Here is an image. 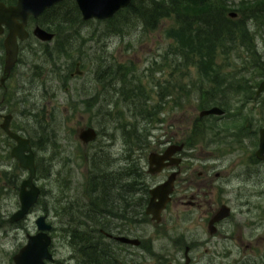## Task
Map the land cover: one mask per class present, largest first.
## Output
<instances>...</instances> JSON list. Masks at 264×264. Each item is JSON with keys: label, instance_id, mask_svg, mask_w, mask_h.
<instances>
[{"label": "rangeland", "instance_id": "obj_1", "mask_svg": "<svg viewBox=\"0 0 264 264\" xmlns=\"http://www.w3.org/2000/svg\"><path fill=\"white\" fill-rule=\"evenodd\" d=\"M223 1L230 12L237 14L234 19L237 44L217 51L214 62L219 71L217 82L221 83L225 77L240 82L229 92L220 89L224 97L212 93L214 87L206 82L199 84L203 75L198 66L186 65L185 58L176 54L180 45L166 36L168 29L175 26L172 18L159 20L155 29H145L136 22L124 25L83 21L79 13L73 27L78 32L68 43L64 35H55L49 43L40 42L31 32L35 26H41L29 20L27 30L31 35L19 43V64L6 82V89L0 87V123L2 115L12 114L14 129L23 130L21 133L31 140L37 161L35 183L42 193L24 221L8 223L19 208V186L27 172L9 156L12 145L6 146L0 131V264H13L12 256L26 243L27 235L36 233L34 222L44 214L53 226L50 251L54 260L50 264L75 263V249L65 239L62 229L81 220L77 214L84 203L91 159H108L121 169L128 165L131 155L136 158L141 154L134 141V131L123 126L136 127L139 144L147 147L140 163L146 171L149 153L163 151L167 140L181 143L194 139L193 124L199 107H212L215 101L227 104L234 118L226 114L220 121L212 122L216 133L222 130L229 136L248 124L250 137L251 123L261 125L262 95L257 99L251 97L264 81V4L256 7L258 0ZM3 40L4 35L0 36V64L4 58ZM73 63L80 64L82 76L74 73ZM202 71L208 72L209 68ZM244 88L247 92L235 93ZM123 89L133 92L122 96ZM85 127H92L98 133L96 140L88 145L81 144L77 137L78 131ZM254 142L245 139L243 145L251 146ZM237 146L215 154L208 150L204 152L207 155L188 160L190 174L193 177L199 171L210 172L215 168L221 174L216 180L218 184L242 173L238 164L242 148ZM189 147L193 148L192 143ZM186 152L193 157L192 150ZM214 171L210 173L212 177ZM162 179V175L147 177L150 185ZM230 184L225 186L227 192L237 190L236 183ZM230 197L234 196L216 195L214 206L226 204ZM72 204L75 218L60 214L62 206ZM235 213L240 214L238 210ZM199 214L197 210H189L187 214L182 205H173L162 213L160 224L138 226L136 235L142 245L136 253H152V257L137 259L138 264H180L189 234L205 227L206 221L198 220ZM184 233L187 234L183 241ZM215 248L217 257L232 251V258H236L242 252L240 244L219 240ZM122 254V263H130L128 253Z\"/></svg>", "mask_w": 264, "mask_h": 264}, {"label": "flooded vegetation", "instance_id": "obj_2", "mask_svg": "<svg viewBox=\"0 0 264 264\" xmlns=\"http://www.w3.org/2000/svg\"><path fill=\"white\" fill-rule=\"evenodd\" d=\"M27 27H28V23H27ZM28 33H29V37L25 41H27L30 38L31 34L29 31ZM3 35L5 38L6 30ZM19 51H20V47H19ZM3 55L5 57L4 47H3ZM18 64H19V55L17 62L14 68H12V70L10 71V75L8 76V78L4 81L3 84L0 83V87L3 88L4 90L6 89L5 88L6 82H8L12 72L17 68ZM77 64L80 71V64L76 63L74 66V73ZM3 68H4V58H3V62L0 64V73H1L0 80L3 75ZM78 76H82V75H78ZM234 82L235 81H230L231 85L228 86L227 92L231 90V87L236 85L233 84ZM239 93L241 92H236V94ZM4 94H6V92H4ZM253 94L254 95L251 97L252 99L260 98V96L262 95L261 102H262V106L264 107V92L257 94V90H256V92ZM224 105H225L224 107L227 106V104ZM212 107L220 108L224 112V114L221 116L211 115V116H202V117L199 115L201 111ZM212 107L198 108L199 113L197 118L195 119V123L193 124V132H194L193 134L194 139L192 140L193 148L189 147L191 144L189 141L175 143L173 141L167 140L166 142L167 145L163 151L154 152L156 154H162L170 146H181V149L171 156V160H166V162L163 163L164 165L165 164L167 165L162 169V171L154 174V175H162L163 179L161 181L152 185L148 183L147 178L145 177L154 176L148 173V160H147V170L144 173L145 177L142 176L141 180H135V177L133 176H126L125 173H122L120 171V168L119 169L115 168L114 163L110 162L108 159L106 160V164H108L109 168H113L112 172L90 171L88 173V177H87L88 180L86 183V192L84 197L85 199L82 205L84 218H82L83 220L81 221V223L84 226L85 234L88 232V235H92L93 239L97 241L99 240L102 243L104 242L106 244H109V246L112 248L113 254L116 257L118 264H123L122 260L124 259V257L122 253L125 252H127L129 255L128 257L130 263L127 262L124 264H138L137 259L152 257V253L148 251L147 252L145 251L144 253H136V250L139 249L142 245V240L138 238L136 235L137 227L144 226L150 222H153L156 225L160 224L161 222H163L161 216L162 213H166L167 211H169V209L173 205H179V204L185 208L187 214L189 213V210H197L198 212L201 213V215L200 214L197 215L198 220L206 221L205 227H199L197 230L189 234L190 236L187 241L185 240V242L188 245H184L183 259L180 264H218V263L219 264H264V152L262 153L261 156H258L257 154L260 146V131L264 128V117H263L264 113H261V118L259 119V123L261 124L260 126L251 123L250 137L248 134V127H249L248 124L247 126L243 124L241 126L240 132H234L231 133L229 136H227L224 133H222V130L216 133V130L212 125V122L217 120L220 121L219 118H223V116H225L226 114H228L229 116L230 112H227L226 109L221 108L220 106L217 105H212ZM6 115H9L11 118L9 129L12 132L20 135L21 137L27 138L21 133L23 132V130L17 128H16L17 130L14 129L15 128L14 117L10 113L1 116L2 122L0 123V125L3 123V118ZM85 128H89V127H85ZM0 131L2 135L5 137L6 146L9 147L10 145H12L11 147L12 150V148L15 147L16 145L15 142L11 140L1 130V128ZM207 133H210V136H208ZM97 136L98 133L96 132V138ZM248 137L254 140L255 142L252 143L251 146H249L248 144H245L244 146L243 142L245 139H249ZM95 140L90 141L86 144L83 143L81 144L88 145L94 142ZM30 143L32 147L31 140ZM234 145L235 146L239 145L237 147L242 148V157L240 161H238V164L241 165L242 167V173L240 172L232 175L231 179L233 178L234 181L231 179H226L225 181H221L217 184L216 180L221 177V174L217 171H214L215 168L212 169V171H214L213 177L210 175V173H213L212 171L210 172L199 171L196 173L195 176L192 177V174H190L191 167H188L186 165V162H188V160L191 159V161H195L197 158H199L201 154L207 155V153L204 152L208 150H213L214 154L215 151L226 150L227 152L229 150H232ZM251 147L254 149L253 151ZM146 150L147 149H144L142 151V155H139L136 158H130V161L135 162L136 160L137 161L141 160L142 162V158L145 156ZM187 150L188 151L192 150L194 152L193 157L187 155L188 154L186 152ZM10 152H9V156H10ZM11 159L15 160L12 157ZM15 162L18 165V161L15 160ZM34 164L36 167L37 161L35 155H34ZM102 165H104L103 162ZM90 169H92L91 163H90ZM173 173H176V176L173 182V190L172 193L170 194V199L166 204L164 210L160 213V218H161L160 222L156 223L151 219L150 215L146 214L145 211L150 199L149 191L152 188L158 186L159 184L165 182L168 179V177ZM36 174H37V167H36ZM27 177H28V172H27ZM97 179L102 180L103 183L107 185L106 188L102 187L103 184L95 185V183L99 184ZM228 182H231L230 186L233 183H236V188L234 187L233 188L239 190V192L236 193L237 190H229L227 192L225 186H227ZM34 183H35V179H34ZM91 188H93L92 189L93 193H91L92 191L89 192ZM39 190L41 195L42 190L40 188ZM99 191H103V194L105 192L112 193V198L108 199V201L110 202V206H108L109 209L107 210V212L104 211L105 205L103 203L105 202V199L103 198V194H100ZM96 192L98 193L99 198L96 196L95 194ZM177 192H180L179 195H177ZM137 193L144 194V196L140 201L137 199ZM218 194L220 195L224 194L227 196H234V197L228 198L226 204L222 203L219 206H214V201L216 203L215 198L216 195ZM238 199L239 202L236 203ZM233 201L235 202L233 203ZM92 207H96V208H93L92 211L91 210ZM222 207H225L228 210L227 216L210 225V221L217 216L219 210ZM32 208L30 209V211L32 210ZM110 208L112 209V211L110 210ZM236 210H238L240 214H236L235 213ZM91 212H93V215L96 214V219L92 218ZM101 212H103L106 215L103 216L102 215L103 213ZM41 216H46V223L51 225L53 229L52 224L48 222V216L46 214ZM25 219L26 218H24L20 222L24 221ZM87 225L91 226L92 229L86 230ZM185 234L187 233H184L183 241L185 239ZM119 237H124L129 240H138L140 241V244L139 246H136L132 244L121 243L120 241L116 240V238ZM217 240H219L222 243L240 244V246L242 247V252L240 254V257L232 258V251L230 253L223 252L222 255H224V258H222V255L217 257L219 254L216 252V248H215V244L217 243ZM218 259L220 260V262H218ZM236 260L239 261L236 262ZM166 264H173V263L170 262Z\"/></svg>", "mask_w": 264, "mask_h": 264}, {"label": "trees", "instance_id": "obj_3", "mask_svg": "<svg viewBox=\"0 0 264 264\" xmlns=\"http://www.w3.org/2000/svg\"><path fill=\"white\" fill-rule=\"evenodd\" d=\"M261 1H257L258 4H256V7L257 5L264 4ZM0 2L8 5L13 4L15 0H10V2L0 0ZM229 8L223 0H132L127 8L120 10L107 22L123 23L124 25L136 22L137 24L143 25L145 29H155L159 20L172 18L175 26L168 29L166 36L176 40L180 45L176 54L185 58L186 65L193 64L198 66L203 75L199 84L206 82L209 86L214 87L211 89L212 93H217L219 97H224L223 91H220V89L227 91L228 86L231 84L228 77L222 79L223 81L221 80V83L217 82L219 71L214 62L217 51L220 48L227 45L233 47L237 44L235 18L228 16L230 13ZM78 16L79 11L75 2L73 0H65L46 10L37 20L30 19L35 24L46 29V31L54 33L56 37L64 35L66 37L64 40L68 43L76 37L78 32L76 28H73ZM75 64L73 63V67ZM204 67L209 68V71L203 72ZM209 78L217 79L214 81ZM239 83L234 82L233 84L238 85ZM215 84H218L219 87L217 88ZM241 91L247 92L245 88L236 92ZM132 92V90L125 91L123 89L121 95L125 96L126 93ZM161 102V107H164V102ZM211 104L220 106L226 109L227 112H231L227 106L224 107L225 105L222 102L215 101ZM153 108L155 109V107ZM152 113L155 114V112ZM150 115L152 116V114ZM150 115H145V118L151 117ZM231 116L234 118L232 114ZM40 128H42L41 125ZM123 128H130V132L134 131V141L138 144L136 147L141 152L140 155H142V151L147 149V147H144V143L139 144L140 136L135 133L136 127L126 125ZM126 142H128V139ZM189 142L192 143L191 140ZM130 158H132V155L129 157L128 165L125 168H121L120 171L125 173L126 176L135 177V180H141L142 176L145 177V171L140 165L141 160L134 162L130 161ZM102 162L104 165H102ZM90 163L92 164L91 171L94 172H112L113 170V168L108 167L106 160H96L93 158ZM97 180L99 184L95 183V185L103 184L102 187L106 188L107 185L102 180ZM99 193L103 194V191H99ZM95 194L98 197V193L96 192ZM143 196V193H137V199L139 201ZM103 198L105 199L103 203L105 205L104 211L107 212L109 209L108 206H110L108 199L112 198V193L105 192ZM93 208L96 207H92V211ZM59 210L61 211L60 214L70 215L75 218L73 204L69 207L62 206ZM110 210L112 211L111 208ZM79 214L81 218L80 222L76 220L77 222L74 221L73 224H66V227L62 229L66 237L65 239H68V243L75 249L74 264H118L109 244L93 239V236L88 235V232L85 234L84 226L81 223L82 218H84L83 207L77 216ZM91 214L92 218L96 219V214L93 215V212ZM102 215L105 216L106 214L103 213ZM87 229H92V227L87 225Z\"/></svg>", "mask_w": 264, "mask_h": 264}, {"label": "water", "instance_id": "obj_4", "mask_svg": "<svg viewBox=\"0 0 264 264\" xmlns=\"http://www.w3.org/2000/svg\"><path fill=\"white\" fill-rule=\"evenodd\" d=\"M65 0H16L14 4L7 5L0 2V36L5 33L3 47L5 52L3 75L0 83L10 75L19 55V42L25 41L29 37L27 31L28 20L38 19L46 10ZM83 21L97 20L108 21L112 19L120 10L127 8L132 0H73ZM230 18H236L237 14L230 12ZM32 35L42 43H49L54 35L39 26L34 27ZM75 74L82 75L78 64L75 67ZM264 92V81L260 83L257 94ZM224 112L218 107H212L199 113L202 116L217 115L221 116ZM10 116L3 118L0 125L1 130L15 142L10 156L18 161L21 169L28 172V177L22 181L19 187L18 200L19 208L8 219L10 224L19 223L27 217L30 209L36 205L40 196V190L35 185L36 167L34 164V153L30 140L12 132L10 127ZM96 132L93 128H85L79 131L78 139L86 144L95 140ZM181 146H170L162 154L154 152L148 155V173L154 175L167 165L163 164L166 160H171V156L179 151ZM264 152V128L260 131V146L257 152L261 156ZM171 164V163H168ZM176 173L171 174L168 179L152 188L149 191L150 199L146 208V214L151 219L159 223L160 213L164 210L170 199L173 190V182ZM227 209L222 207L217 216L210 221V225L227 216ZM36 233L26 236V243L12 256L13 264H50L53 261V255L50 251L52 238L50 236L51 225L46 223V216H39L35 222ZM121 243L139 246L140 241L129 240L124 237L116 238Z\"/></svg>", "mask_w": 264, "mask_h": 264}, {"label": "bare ground", "instance_id": "obj_5", "mask_svg": "<svg viewBox=\"0 0 264 264\" xmlns=\"http://www.w3.org/2000/svg\"><path fill=\"white\" fill-rule=\"evenodd\" d=\"M237 17V16H236ZM101 189V188H100ZM146 211V210H145ZM99 241V240H98Z\"/></svg>", "mask_w": 264, "mask_h": 264}]
</instances>
